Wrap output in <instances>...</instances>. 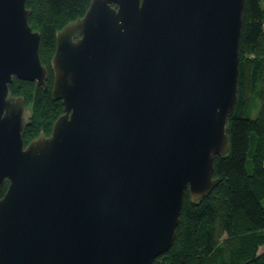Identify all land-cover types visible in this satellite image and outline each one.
Returning <instances> with one entry per match:
<instances>
[{
  "label": "water",
  "instance_id": "1",
  "mask_svg": "<svg viewBox=\"0 0 264 264\" xmlns=\"http://www.w3.org/2000/svg\"><path fill=\"white\" fill-rule=\"evenodd\" d=\"M245 0H92L56 33L64 112L25 146L14 78L47 88L26 0H0V264H153L186 192L220 183Z\"/></svg>",
  "mask_w": 264,
  "mask_h": 264
},
{
  "label": "trees",
  "instance_id": "2",
  "mask_svg": "<svg viewBox=\"0 0 264 264\" xmlns=\"http://www.w3.org/2000/svg\"><path fill=\"white\" fill-rule=\"evenodd\" d=\"M92 0H26L33 31L41 34L40 58L48 70L47 89L14 78V97L32 103L25 146L63 114L54 101L51 61L56 33L83 18ZM238 102L228 119L230 152L215 160L220 180L211 194L193 202L188 192L173 247L153 264H264V4L245 0L240 43ZM29 94L30 97H29ZM32 101H31V99ZM9 183L0 187L2 198Z\"/></svg>",
  "mask_w": 264,
  "mask_h": 264
},
{
  "label": "rangeland",
  "instance_id": "3",
  "mask_svg": "<svg viewBox=\"0 0 264 264\" xmlns=\"http://www.w3.org/2000/svg\"><path fill=\"white\" fill-rule=\"evenodd\" d=\"M263 4H264V0H263ZM48 81V80H47ZM13 84H11V85H9V89H10V92H11V87L10 86H12ZM30 95L31 94H29V97H30ZM31 99V98H30ZM31 101H32V99H31ZM33 103V102H32ZM32 103H30L28 100H27V102L25 101V106L28 108V109H31L32 108ZM62 115V114H61ZM55 123V122H54ZM54 123H53V125H54ZM52 128H53V126H52Z\"/></svg>",
  "mask_w": 264,
  "mask_h": 264
},
{
  "label": "flooded vegetation",
  "instance_id": "4",
  "mask_svg": "<svg viewBox=\"0 0 264 264\" xmlns=\"http://www.w3.org/2000/svg\"><path fill=\"white\" fill-rule=\"evenodd\" d=\"M18 79V78H17ZM26 82V81H25ZM13 83H14V80H13ZM30 83H33L34 85H35V89H36V92H37V90H39V88L37 87V83L36 82H30ZM42 88H44V87H42ZM44 89H47V88H44ZM12 94V93H11ZM31 110V109H30ZM53 129V128H52Z\"/></svg>",
  "mask_w": 264,
  "mask_h": 264
}]
</instances>
